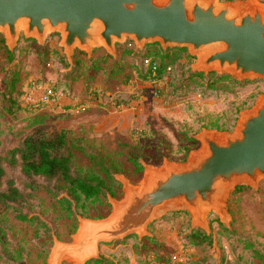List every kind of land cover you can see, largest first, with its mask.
<instances>
[{
  "label": "rangeland",
  "instance_id": "rangeland-1",
  "mask_svg": "<svg viewBox=\"0 0 264 264\" xmlns=\"http://www.w3.org/2000/svg\"><path fill=\"white\" fill-rule=\"evenodd\" d=\"M0 37L4 38V34L0 33ZM60 41L61 36L56 32L50 33L43 45L21 35L13 64L18 63L24 69L26 107L14 114L0 108L2 128L20 134L2 137L5 141L0 153H5L20 137L34 130L29 127L27 118L45 114L42 128L50 134L67 130L71 141L105 156L114 167L115 175L138 184L144 176V164L161 166L166 160L179 163L199 149L202 144L195 135L202 129L220 130L215 127L219 124L233 132L241 112L253 107L264 93V79H238L229 72L204 73L226 76L220 81L216 76L210 80L207 77L192 80L190 72H195L193 64L198 57L190 55L187 48L178 52V61L170 64L172 70L156 82L144 78L151 59L138 60L130 55H125L124 75L112 78L114 58L123 53L124 48L120 47L117 56H111L113 58L93 82L88 86L84 80L75 83L72 97L76 105H88L85 111L78 113L76 106L60 101L53 90L62 69L60 57L65 54ZM128 48L139 50L135 44H129ZM81 52L78 56L86 61L89 56ZM106 54L107 51L100 47L94 50L92 57ZM5 67L8 63L2 56L0 91L5 89ZM48 90H53L55 95L45 102L43 95ZM116 101L121 105H116ZM76 160L78 165H90L80 151L76 152ZM20 179L18 184L21 185ZM123 197L122 188L116 198ZM108 202L110 207H99L105 215L102 218L112 212L109 194ZM226 209L229 219L225 222L214 210L207 212V230L195 226L189 210L170 209L148 225L149 235L140 238L135 233L101 243L99 254L118 264H264V179L257 187L236 185L228 195ZM25 211L36 215L44 224L19 221L12 211L5 214L8 225L6 236L0 228V264H49L55 239L72 241L79 227L78 218L77 221L70 219L57 199L46 192H38ZM95 215L93 212L90 218L98 219ZM194 228L210 234L211 243L185 247L186 235ZM15 248L20 252L16 253ZM63 264L75 263L65 260Z\"/></svg>",
  "mask_w": 264,
  "mask_h": 264
},
{
  "label": "water",
  "instance_id": "water-1",
  "mask_svg": "<svg viewBox=\"0 0 264 264\" xmlns=\"http://www.w3.org/2000/svg\"><path fill=\"white\" fill-rule=\"evenodd\" d=\"M54 32L71 65L77 50L91 58L102 47L116 57L117 44L130 40L141 50L154 43L187 48L198 57L195 72L264 79V0H0V33L11 51L22 34L43 45ZM195 138L202 145L186 160L144 164L138 184L115 175L124 197L109 194L105 218L78 216L73 240L55 239L49 264H86L100 257L101 243L149 235L148 225L170 209L189 210L206 230L210 210L227 221L235 186L264 179V93L233 132L204 128Z\"/></svg>",
  "mask_w": 264,
  "mask_h": 264
},
{
  "label": "trees",
  "instance_id": "trees-1",
  "mask_svg": "<svg viewBox=\"0 0 264 264\" xmlns=\"http://www.w3.org/2000/svg\"><path fill=\"white\" fill-rule=\"evenodd\" d=\"M129 44L134 45L132 41L117 44V49L120 47L124 49L119 58H114L110 77L118 78L121 74L124 75L125 55H130L138 60L151 59L144 78L156 82L172 70L170 64L178 61V52L185 50L184 48L164 49L155 43L148 45L144 50L133 51L128 50ZM16 50L17 48L11 51L5 39L0 37V57L5 56L8 63V67L3 69L5 89L0 91V108L9 114H14L26 107L23 102V97L26 95L23 84L24 69L18 63L13 64L16 61ZM78 52L81 51H76L72 65L65 54L60 57L61 68L65 71L60 70L59 80L53 85V90L59 97L72 96L74 85L80 80H84L88 86L103 70L108 60L113 58L106 54L99 58H88L85 61L78 56ZM213 76L217 77V81L226 78L224 75L217 76L214 72L208 76L202 72H190L192 80L205 77L210 80ZM115 104L121 105L117 101ZM27 121L29 127L34 130L23 137L19 136L17 144L9 147L5 153H0V228L5 236L8 225L5 214L11 211L19 221L32 225L44 224L36 215L31 216L29 211H25L41 191L55 197L70 219L77 221L79 215L91 217L93 212L96 213V218L104 217L99 207H110L108 194L118 197L122 190V185L115 178V170L110 161L99 153L87 150L83 144L71 141L65 129L50 134L42 128L45 121L43 114H36L27 118ZM215 127L220 130L226 129L224 125L219 124ZM17 135H20L17 131L2 128L0 125V149L5 141L2 137L10 138ZM191 140L194 138L192 137ZM77 151L88 158L89 166L77 164ZM135 164L141 166L139 162ZM18 179L22 180L21 185L18 184ZM211 241L210 234L202 229L194 228L186 235L185 247L199 246ZM15 252L19 253L20 249L15 248ZM86 264L118 263L101 255L97 259L89 260Z\"/></svg>",
  "mask_w": 264,
  "mask_h": 264
},
{
  "label": "built area",
  "instance_id": "built-area-1",
  "mask_svg": "<svg viewBox=\"0 0 264 264\" xmlns=\"http://www.w3.org/2000/svg\"><path fill=\"white\" fill-rule=\"evenodd\" d=\"M55 94L53 93V90H48L43 95V100L47 102L51 97H53ZM88 105L86 103L79 104L76 106V112L80 113L81 111H85L87 109Z\"/></svg>",
  "mask_w": 264,
  "mask_h": 264
},
{
  "label": "crops",
  "instance_id": "crops-1",
  "mask_svg": "<svg viewBox=\"0 0 264 264\" xmlns=\"http://www.w3.org/2000/svg\"><path fill=\"white\" fill-rule=\"evenodd\" d=\"M92 58V57H91ZM68 60V59H67ZM59 97V96H58ZM60 101H63V102H67L68 104H70L71 106L75 107L77 106L76 102H75V99L72 97V96H60ZM24 102V101H23ZM24 105H26V103L24 102ZM45 115V114H44ZM47 115V114H46Z\"/></svg>",
  "mask_w": 264,
  "mask_h": 264
}]
</instances>
